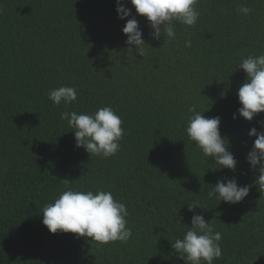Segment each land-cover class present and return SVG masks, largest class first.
Returning <instances> with one entry per match:
<instances>
[{"label": "trees", "instance_id": "16d2710c", "mask_svg": "<svg viewBox=\"0 0 264 264\" xmlns=\"http://www.w3.org/2000/svg\"><path fill=\"white\" fill-rule=\"evenodd\" d=\"M242 5L252 11L238 13ZM127 7L149 44L143 57L128 51L117 0H0V264H185L171 245L191 226L194 200L205 208L195 213L222 233L213 264H264V192L246 162L255 139L248 132L264 130V113L233 119L246 79L238 61L264 54V0H198L197 24L175 23L171 42L154 39L130 0ZM60 86L75 87L77 101L54 105L46 93ZM193 103L221 117L235 172L214 170L188 138ZM105 106L122 119L121 147L90 157L61 113ZM225 176L253 185L242 202L208 199ZM63 179L77 190L111 191L127 205L132 237L101 245L50 233L41 210Z\"/></svg>", "mask_w": 264, "mask_h": 264}, {"label": "clouds", "instance_id": "9594fccd", "mask_svg": "<svg viewBox=\"0 0 264 264\" xmlns=\"http://www.w3.org/2000/svg\"><path fill=\"white\" fill-rule=\"evenodd\" d=\"M130 3L136 14L147 19L152 30L150 35L156 40L164 36L165 42L176 39L175 23L195 27L200 16L196 7L198 0H130ZM116 10L118 17L127 21L122 32L127 37L125 44L128 45V51L135 49L143 57L145 46L149 44L143 38L137 16L127 7V0H117ZM251 11V8L243 5L237 8V12L242 15H248ZM185 46H191L190 39L186 40ZM238 69L246 73V79L237 91L241 107L233 114V119L242 117L252 121L264 113V54L241 55ZM46 94L56 106L62 103L71 105L78 98L77 89L71 86L53 88ZM188 113V138L204 156L214 161V170L229 169L235 172L238 160L230 150L229 139L221 134V117H206L205 111L198 110L195 103L188 107ZM61 119L66 120L73 129L75 146L84 148L90 157L108 158L120 150L124 135L123 122L113 108L105 106L93 113L64 111ZM257 123L264 128V120H258ZM248 135L255 139L246 154V162L250 171L258 172L253 183L264 192V130L254 126ZM63 180L64 190L41 210L42 223L50 233H73L77 238H90L101 245L115 241L127 242L132 237V230L127 227V205L116 200L111 191L100 188L95 191L77 190L69 185L67 179ZM252 186L239 184L235 176H225L210 186L206 195L208 199L220 203L236 204L249 195ZM187 206L194 213L191 226L186 224L188 227L183 237L172 241V249L185 264H213L214 260L222 256V233L215 229L213 219L206 221L202 214L195 213L197 208L205 209L201 201H191Z\"/></svg>", "mask_w": 264, "mask_h": 264}]
</instances>
